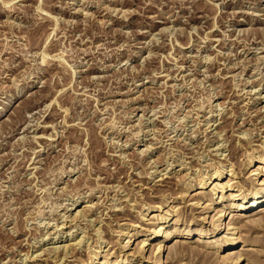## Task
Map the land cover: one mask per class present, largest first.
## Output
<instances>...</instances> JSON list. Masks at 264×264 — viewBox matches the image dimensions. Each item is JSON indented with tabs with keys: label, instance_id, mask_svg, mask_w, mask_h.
Masks as SVG:
<instances>
[{
	"label": "rangeland",
	"instance_id": "374dc122",
	"mask_svg": "<svg viewBox=\"0 0 264 264\" xmlns=\"http://www.w3.org/2000/svg\"><path fill=\"white\" fill-rule=\"evenodd\" d=\"M253 191L264 0H0V264H264Z\"/></svg>",
	"mask_w": 264,
	"mask_h": 264
},
{
	"label": "bare ground",
	"instance_id": "6f19581e",
	"mask_svg": "<svg viewBox=\"0 0 264 264\" xmlns=\"http://www.w3.org/2000/svg\"><path fill=\"white\" fill-rule=\"evenodd\" d=\"M21 39V38H20ZM215 124V123H214ZM257 169H262V167H257ZM263 170V169H262ZM158 172V171H157ZM159 173V172H158ZM235 174V173H234ZM220 176H216L217 178H219V177H221V175L222 174H219ZM229 175L230 176H232L233 175V172L231 171L230 173H229ZM161 179V178H160ZM206 184V183H205ZM259 193L260 192H258V191H253L252 192V195H251V200L248 198V195H245V194H242V198H237V199H234L233 201V203L231 204V207L232 208H237V209H239V210H244V209H249V208H251L252 206H260V205H262V203H263V201H264V198H262L261 196H259ZM237 197H238V195H236ZM77 213V212H76ZM79 213H82V212H79ZM80 215V214H79ZM72 220V219H71ZM67 221V220H66ZM74 222V221H73ZM72 222V223H73ZM63 225V224H62ZM160 230H162V227L159 229V231ZM159 231L158 232H153V233H159ZM231 233V232H230ZM233 233V232H232ZM71 234V233H70ZM138 233L136 232L133 236H135V235H137ZM150 238V237H149ZM79 243H81V242H79ZM78 243V244H79ZM77 244V245H78ZM145 244H147V242L146 241H144V243H143V245H145ZM232 244V243H231ZM73 245V244H72ZM72 245H70V246H72ZM69 246V247H70ZM231 245H229L228 247H230ZM54 247V246H53ZM63 246H56V247H54L52 250L54 251L53 253H51L50 251H49V254L48 255H50V256H57V260H58V258H60L61 256L63 257H66L67 256V251L70 249V248H67L66 246L65 247H63ZM80 247V246H79ZM162 247V245L159 247L158 246V249H160ZM101 247H99V248H97L96 250H95V252H94V254L95 255H93L92 257L95 259V258H97V256L99 255V252H100V249ZM71 250V249H70ZM69 256V255H68ZM70 257V256H69ZM55 258V257H54ZM63 259V258H62ZM61 259V260H62ZM65 259V258H64Z\"/></svg>",
	"mask_w": 264,
	"mask_h": 264
}]
</instances>
